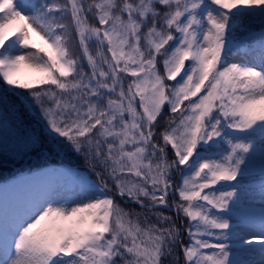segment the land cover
<instances>
[{"label": "snow or ice", "instance_id": "obj_1", "mask_svg": "<svg viewBox=\"0 0 264 264\" xmlns=\"http://www.w3.org/2000/svg\"><path fill=\"white\" fill-rule=\"evenodd\" d=\"M246 19L258 48L238 36ZM0 83V104L39 109L47 135L26 147L73 152L96 177L79 203L50 188L0 218V264L264 257V214L259 238L238 231L257 152L264 177V0H0ZM166 212L189 221L187 245Z\"/></svg>", "mask_w": 264, "mask_h": 264}, {"label": "rangeland", "instance_id": "obj_2", "mask_svg": "<svg viewBox=\"0 0 264 264\" xmlns=\"http://www.w3.org/2000/svg\"><path fill=\"white\" fill-rule=\"evenodd\" d=\"M243 23L245 27L242 32L238 33V36L248 47L255 46L258 48L262 30L260 23L247 19ZM230 62L246 63L250 61L241 59L239 56H233ZM38 114V108L35 111H31L26 116L29 125L25 124L22 129H18L11 126L0 111V159L8 157L16 160H27L25 159L27 158L26 154L34 149L30 146H25L27 136L32 134L47 135L44 132L43 124L37 119ZM257 147L259 148V142H257ZM86 180L95 181L96 177L85 170L83 166H75L60 161L47 165L34 164L30 167H20L18 173L0 181V218L7 217L11 219L30 203L45 196L50 188H56L60 196L66 197L70 204L79 203L80 197H78L77 193L82 181ZM262 182H264V177L261 176L260 170L250 172L248 177L242 182L240 188L242 206L238 211L240 216L251 222L246 227L259 226L261 216L264 214L261 212L264 211ZM109 195H112V193H109ZM153 222L155 221L153 220ZM260 236L258 234L249 237L259 238ZM185 237L189 243L188 235L185 234L184 228L181 227V239ZM205 251L210 252L212 250Z\"/></svg>", "mask_w": 264, "mask_h": 264}, {"label": "trees", "instance_id": "obj_3", "mask_svg": "<svg viewBox=\"0 0 264 264\" xmlns=\"http://www.w3.org/2000/svg\"><path fill=\"white\" fill-rule=\"evenodd\" d=\"M37 3H39V0H37ZM94 51V49H93ZM163 58L162 57H158V68L161 71V74L163 75V63H162ZM190 62H186V67L187 64ZM85 71H88L87 68V64L85 62ZM130 79V78H129ZM179 79V78H178ZM168 84H172L174 82L172 81H168ZM4 86L2 85V83H0V89H2ZM16 91H23V90H16ZM2 94V93H0ZM12 100H15V97H11ZM0 111L3 115V117L5 118V120L14 128H18V129H22V127L28 123V118L26 117L27 114H30V112L32 110H25V108L19 104L16 105L15 108L8 106L5 107L4 105L0 104ZM164 113L170 115V113L168 112V107L167 105H165L164 107ZM179 119V116L177 114V120ZM163 128L158 129V131H162ZM39 132V131H38ZM162 143V141H160ZM258 142V140H257ZM45 150V149H44ZM43 152L41 153V151L39 149H33L32 152H29L28 154H26L27 158H30L31 156L35 155L34 158H32L31 160L27 161L23 166V167H30L34 164H49L52 162H65V163H69L72 165H78V166H83L85 168V170H87L88 172H90L91 174H93L88 168L87 166L84 164L83 158L81 156H78L77 154L73 153V152H61L58 150H52V151H48L46 149V151H48L49 156L51 157V159H49V157ZM169 152V158L172 157V152L171 149L169 147L168 149ZM26 159V158H25ZM24 162V159L21 160H16L14 158H2L0 159V181H3L6 178L11 177L12 175L18 173V169ZM260 165V155L257 153L255 160L250 162L249 167L251 168H259ZM94 175V174H93ZM173 179L174 181L178 184L180 183V174L179 173H174L173 175ZM117 201L119 202V197H116ZM171 199V197H170ZM178 199V197H177ZM122 207H126V208H132V207H136L135 205H124L121 204ZM136 210H139V208L137 207ZM166 215H171L173 216V219L175 220L176 224L178 227H183L184 229L187 227L189 221L187 220V218L183 217V215L181 214L179 219L175 218V214L172 212H166ZM141 223H143V221H141ZM185 234L186 231L184 230ZM182 243L184 245H187L188 241L187 238H183L182 239ZM174 255L177 256L179 258V264H184V256H183V252L180 249L179 246H176V248L174 249ZM172 259V257H169L168 260L170 261ZM167 264V261H166Z\"/></svg>", "mask_w": 264, "mask_h": 264}, {"label": "bare ground", "instance_id": "obj_4", "mask_svg": "<svg viewBox=\"0 0 264 264\" xmlns=\"http://www.w3.org/2000/svg\"><path fill=\"white\" fill-rule=\"evenodd\" d=\"M238 63H241V62H238ZM261 212L264 213V211H261ZM238 231L240 235L245 236V237H249L251 235L252 236L258 235V234L261 235V230L258 225H253L252 227L242 226ZM248 259L252 260L254 264H264V257H261L258 253L249 256Z\"/></svg>", "mask_w": 264, "mask_h": 264}]
</instances>
